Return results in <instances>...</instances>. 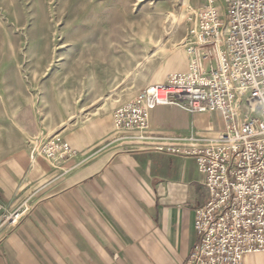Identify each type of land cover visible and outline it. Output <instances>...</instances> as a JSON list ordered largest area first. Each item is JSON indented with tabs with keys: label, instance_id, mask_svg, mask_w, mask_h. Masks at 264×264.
<instances>
[{
	"label": "crops",
	"instance_id": "0c3cea01",
	"mask_svg": "<svg viewBox=\"0 0 264 264\" xmlns=\"http://www.w3.org/2000/svg\"><path fill=\"white\" fill-rule=\"evenodd\" d=\"M222 127L219 111L158 104L145 135L210 138ZM118 134L108 145L104 133L96 142L82 135L68 165L30 161L26 150L13 151L19 160L10 164L4 151L0 201L28 208L1 231L0 264H180L188 256L198 239L195 211L208 198L197 160L134 131ZM242 260L264 264V251Z\"/></svg>",
	"mask_w": 264,
	"mask_h": 264
},
{
	"label": "rangeland",
	"instance_id": "374dc122",
	"mask_svg": "<svg viewBox=\"0 0 264 264\" xmlns=\"http://www.w3.org/2000/svg\"><path fill=\"white\" fill-rule=\"evenodd\" d=\"M203 3L0 0V163L26 150L68 165L82 135L120 140L114 110L187 67L182 43ZM27 208L0 201V233Z\"/></svg>",
	"mask_w": 264,
	"mask_h": 264
},
{
	"label": "built area",
	"instance_id": "2783aa9c",
	"mask_svg": "<svg viewBox=\"0 0 264 264\" xmlns=\"http://www.w3.org/2000/svg\"><path fill=\"white\" fill-rule=\"evenodd\" d=\"M182 45L187 67L116 107L114 123L197 160L208 198L180 264H243L245 253L264 251V0H204ZM158 104L219 111L223 128L210 138L145 135ZM25 210L5 221L15 225Z\"/></svg>",
	"mask_w": 264,
	"mask_h": 264
}]
</instances>
